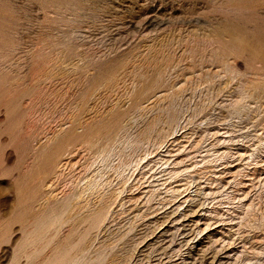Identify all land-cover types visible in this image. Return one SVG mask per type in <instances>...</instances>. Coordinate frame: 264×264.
<instances>
[{"label": "rangeland", "instance_id": "374dc122", "mask_svg": "<svg viewBox=\"0 0 264 264\" xmlns=\"http://www.w3.org/2000/svg\"><path fill=\"white\" fill-rule=\"evenodd\" d=\"M0 264H264V0H0Z\"/></svg>", "mask_w": 264, "mask_h": 264}, {"label": "bare ground", "instance_id": "6f19581e", "mask_svg": "<svg viewBox=\"0 0 264 264\" xmlns=\"http://www.w3.org/2000/svg\"><path fill=\"white\" fill-rule=\"evenodd\" d=\"M238 28V27H237ZM239 30V29H238ZM238 36V35H237ZM234 38V37H233ZM237 38V37H236ZM243 38V37H242ZM241 40V39H240ZM235 41V40H234ZM236 43V42H235ZM241 43V42H240ZM244 43H245V41H244ZM238 44V43H237ZM245 44H248V43H245ZM241 45V44H240ZM246 46V45H245ZM249 46V45H248ZM259 46H261V45H259ZM253 53V52H252ZM255 53V52H254ZM259 53V52H258ZM258 55V54H257ZM256 56V55H255ZM103 133V132H102ZM67 136V135H66ZM53 144H55V143H53ZM59 145V144H58ZM54 146V145H53ZM60 147V146H59ZM58 147V148H59ZM55 148V147H54ZM51 149V148H50Z\"/></svg>", "mask_w": 264, "mask_h": 264}]
</instances>
